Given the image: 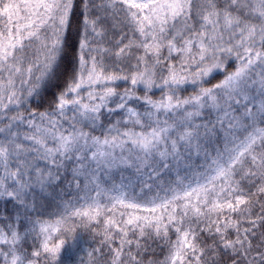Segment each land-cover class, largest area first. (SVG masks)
<instances>
[{
  "label": "snow or ice",
  "instance_id": "6c2138e0",
  "mask_svg": "<svg viewBox=\"0 0 264 264\" xmlns=\"http://www.w3.org/2000/svg\"><path fill=\"white\" fill-rule=\"evenodd\" d=\"M0 264H264V0H0Z\"/></svg>",
  "mask_w": 264,
  "mask_h": 264
}]
</instances>
